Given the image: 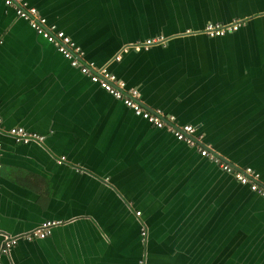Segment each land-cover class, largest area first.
Wrapping results in <instances>:
<instances>
[{
    "label": "crops",
    "instance_id": "obj_1",
    "mask_svg": "<svg viewBox=\"0 0 264 264\" xmlns=\"http://www.w3.org/2000/svg\"><path fill=\"white\" fill-rule=\"evenodd\" d=\"M25 1L147 107L195 125L264 184V0ZM235 19L232 33L202 31ZM152 37L165 41L114 60ZM0 38L3 124L46 136L3 137L0 231L61 220L44 238L0 247V264H264L262 195L92 82L3 0Z\"/></svg>",
    "mask_w": 264,
    "mask_h": 264
},
{
    "label": "built area",
    "instance_id": "obj_2",
    "mask_svg": "<svg viewBox=\"0 0 264 264\" xmlns=\"http://www.w3.org/2000/svg\"><path fill=\"white\" fill-rule=\"evenodd\" d=\"M6 5L13 7L17 15L28 21L30 26L40 34L49 43H52L57 50L69 60L70 64L80 70V72L92 82L98 83L105 91L110 93L117 99L123 101V103L131 108L134 113L141 116L149 123L158 128H166L169 132L181 141H184L190 146H195L200 154L207 157L211 161L215 162L224 172L233 176L238 182L248 185L253 191H256L264 197V193L259 190L260 173L251 166L239 167L233 165L229 161L225 160L218 153L210 148L209 144H206L200 140L199 136H196V127L191 123L180 124L177 122V118L173 114H166L160 109H151L147 107L141 99V93L135 86H127L123 79L116 76L115 73L110 71L107 66H97L93 62H89L84 59L83 50L77 45L72 38L61 29H58L55 25H50L44 15L41 14L38 8L30 6L23 0H3ZM241 21L234 29L231 27L234 21ZM243 24L241 19H235L228 23L221 22H208L202 31L209 37H219L237 31ZM217 25H221V29L215 32L210 31V28H215ZM223 29H227L224 31ZM165 41L164 37H152L147 38L143 43H135L136 48H140L142 45L148 46L153 43ZM126 49V48H124ZM117 56V55H116ZM115 56V57H116ZM121 59V55L116 60ZM3 135L12 137L16 142L28 143L35 141L37 143H43L46 136L41 133L29 131L25 127L20 125H14L6 128L3 125V117L0 114V148L1 139ZM65 156L57 158L58 163L64 162ZM1 167V164H0ZM253 177V181H248V176ZM259 182L257 187H253V183ZM136 214L140 215V211H136ZM58 220H47L40 225L34 227L32 230L20 234V235H8L10 240H14L17 244L21 237L27 239H33L36 236L44 238L51 233L52 227L60 224ZM45 230V231H42ZM146 234V231H143ZM14 244V245H15ZM13 245L8 243L7 247H2V251L8 252ZM141 264H146L145 261H141Z\"/></svg>",
    "mask_w": 264,
    "mask_h": 264
},
{
    "label": "snow or ice",
    "instance_id": "obj_3",
    "mask_svg": "<svg viewBox=\"0 0 264 264\" xmlns=\"http://www.w3.org/2000/svg\"><path fill=\"white\" fill-rule=\"evenodd\" d=\"M240 22H241V21H239V20L234 21V22L232 23V26H231V27L234 29L235 27L238 26V24H239ZM220 29H221V25H217L215 28H210V31L215 32V31L220 30ZM223 30H224V31H227V29H223ZM0 41H2V38H0ZM122 51H123V50H122ZM118 56H119V53L117 54L116 57H114V59H117ZM248 181H249V182H252V181H253V177L249 175V176H248ZM32 182H33V183H37V184L39 185L42 194H46V183H45V182H43V181H39V180H36V179H34ZM258 183H259V182H255V183H253V187H254V188L257 187V184H258ZM259 190H260L262 193H264V184H259ZM42 231H45V230L42 229ZM0 235H3V236H4V240H3V241H0V247H5V248H6L9 242H11V244L14 246L15 241H14V240H10V237L7 235V233L0 231ZM32 238H39V237L34 236V237H32Z\"/></svg>",
    "mask_w": 264,
    "mask_h": 264
},
{
    "label": "water",
    "instance_id": "obj_4",
    "mask_svg": "<svg viewBox=\"0 0 264 264\" xmlns=\"http://www.w3.org/2000/svg\"><path fill=\"white\" fill-rule=\"evenodd\" d=\"M23 1H25V0H23ZM26 2V1H25ZM47 19V18H46ZM47 22L50 24V25H55L58 29H61V30H64V29H62V28H60L56 23H52V22H49L48 20H47ZM209 22H213V21H209ZM208 23V22H207ZM206 23V24H207ZM33 29V28H32ZM34 30V29H33ZM35 31V30H34ZM65 31V30H64ZM36 32V31H35ZM66 32V31H65ZM202 32V31H201ZM36 34L38 35V36H41L40 34H38L37 32H36ZM68 34V33H67ZM71 38H72V40L77 44V45H79L80 47H81V49L83 50V56H84V59L85 60H87V61H89V62H93L95 65H97V66H103V65H99V64H97L95 61H90V60H88V59H86V53H85V50H84V48L70 35V34H68ZM42 37V36H41ZM43 38V37H42ZM212 38H215V37H212ZM44 39V38H43ZM124 48H126V49H124ZM121 51H120V55H121V58L124 56V54L125 53H127L128 51H136V50H140L141 48H136L135 46H134V43H131V44H126V46L124 47ZM114 60H116V59H114ZM120 60V59H119ZM107 68H109V66H107ZM95 83V82H94ZM98 84V83H97ZM103 89V88H102ZM141 99H142V95H141ZM1 114V113H0ZM2 115V114H1ZM3 117V116H2ZM4 125V124H3ZM193 125V124H192ZM195 126V125H194ZM7 128V127H6ZM10 137V136H8V135H3L2 136V139H1V148H0V152H1V150H2V148H3V137ZM11 139H13L12 137H10ZM14 140V139H13ZM15 141V140H14ZM16 142V141H15ZM16 143H20V144H30V143H37V142H35V141H32V142H28V143H21V142H16ZM216 152V151H215ZM65 159H66V156H65ZM0 164H1V162H0ZM1 166H2V164H1ZM244 167H246V166H244ZM221 169V168H220ZM233 177V176H232ZM58 221H61V220H58ZM42 222H44V221H42ZM42 222H40L38 225H40ZM38 225H36V226H38ZM26 232V231H25ZM24 233V232H23ZM23 233H21V234H23ZM22 238H24V237H21L20 239H22ZM19 239V240H20ZM26 239V238H25ZM141 264V263H140Z\"/></svg>",
    "mask_w": 264,
    "mask_h": 264
}]
</instances>
